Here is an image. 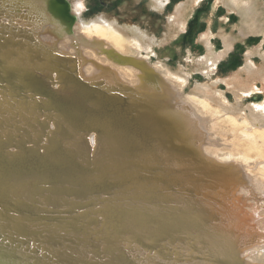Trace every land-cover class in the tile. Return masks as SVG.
Instances as JSON below:
<instances>
[{"label": "bare ground", "instance_id": "1", "mask_svg": "<svg viewBox=\"0 0 264 264\" xmlns=\"http://www.w3.org/2000/svg\"><path fill=\"white\" fill-rule=\"evenodd\" d=\"M69 1L24 0V5L31 6L29 16L33 12L41 13L45 25L54 27L43 29L53 36H38L45 25L34 22L36 35L32 37L26 34L25 44L33 42L40 45L45 54L52 55V58L40 56L44 52H36L32 46L23 50L21 48L25 44L21 43L20 48L11 43L9 38L20 36L18 32L12 31V26H7V31H10L8 36H0V82L6 83L4 87L0 86V90L7 98L14 95L15 100L23 103L21 109L33 114L36 121H45L52 129L56 128L62 139L58 142L56 152L48 148L41 153L45 157L39 156L40 147L34 152L24 148L20 161L15 162L1 157L6 152L0 154V209L7 213L1 203L5 196L20 198L22 202L33 199L24 195L27 187H19L21 182L33 177L40 182H53L55 186L50 188L52 192L65 193L63 198L58 195L55 199L61 203L62 211L67 215L66 220L62 217L58 221H68V225L84 229L85 232L87 226L79 221L94 222L97 227L91 228L103 232L106 247H102L98 253L95 251L98 256L92 254L90 257L84 253V248L88 247L85 246L76 251L80 255H73L72 258L70 255L73 253L66 247V237H59L60 248L49 250V247L44 246L49 253V257H46L43 253L37 255L33 246L27 252L28 248L23 247L26 244L21 246L23 243L19 242L21 240L18 237H5L0 240V264H50L49 261L54 264H102L109 261L116 264H264V232H254L257 237L249 230V237L246 233L247 220L240 217L239 210L242 208L238 205L245 204L233 201L237 194L235 190L243 181L242 178L248 175L256 192L264 194V103H244L246 91L250 87H258V82L262 83L261 91L264 92V0H216L218 4L212 15H216L221 4L228 13V19L236 15L239 24L230 32L224 27L219 30L222 50L212 42L215 34L211 27L208 33L201 36L206 54L194 64L205 73L208 81L203 84L198 82L194 94L184 96L183 101L179 95L185 92L187 81L193 76L189 69L191 64L186 67L180 65L177 70H172L163 61L151 64L149 56H143V52L154 53L159 39L153 31L151 33L132 21L123 25L118 18L110 19L101 14L90 20L88 27L84 25L86 29L83 26L84 29L79 30L80 22L82 25L85 21L81 20L82 13ZM195 1L184 0L177 6L166 37L187 29ZM170 2L148 0L150 7L158 12L164 11ZM69 10L72 13L75 10L76 18ZM76 20L74 35L76 37L79 34L82 37L79 40L89 48L75 43L73 37L65 39V44L58 48L54 41L63 40ZM261 37V45L246 54L243 67L228 79L213 77L221 62L235 51L237 41L245 43L257 41ZM43 42L55 44L49 46ZM8 44H13V49H8ZM48 47L51 49L46 51ZM96 51L103 57H97ZM63 52L74 58L54 55ZM88 54L91 57L85 56ZM20 58L27 60L29 68L16 62ZM257 58L262 61L260 66L257 65ZM85 59L109 66L117 74L113 71L102 73V70L99 73L95 64L88 65L94 69L87 71L84 69ZM98 59L107 61V65ZM77 60L82 62L77 63ZM34 66L48 74L49 79L44 81L38 71L32 69ZM57 81L61 87L54 84ZM221 82L234 94L235 104L220 90ZM29 92L40 98L26 96ZM46 109L56 111L57 125L45 120L43 116H47ZM205 133L206 137L210 134L220 143L225 142L231 147L217 148L216 143H211L212 147L209 148L203 147ZM96 134L103 136L102 147L98 152L97 147H94ZM84 141L87 145L83 144ZM203 149L214 157L211 160L213 165L201 161ZM93 151L96 154L106 152L94 159L96 154ZM28 160H31V166H27ZM39 160L50 163L54 173L64 175L51 177L46 168H41ZM106 164H109L110 169ZM213 166H217V169ZM253 166H256L257 172L252 171ZM105 169L109 170L105 172ZM152 172L155 174L151 175ZM13 174L20 179L16 183L11 179ZM245 190V186H240L238 193L244 194ZM33 191L35 193L34 188ZM47 197H34L37 203L45 206L44 210L38 209L39 218L45 216L43 213L50 212L46 205ZM77 197L79 201H76ZM102 199L106 201L97 207L88 206ZM247 205L246 208L252 210L251 216H254L255 203L253 206ZM15 206L20 207L18 204ZM256 207L260 208V205ZM97 211L101 213H95ZM243 212L247 211L243 208ZM29 213L33 215V212ZM57 214L49 213L51 216ZM259 216L264 217V213ZM18 221L22 224L11 223L10 228L18 235L33 236L29 243L35 242L37 238L30 231V225L24 222L30 220ZM7 224L0 225V229L7 227L8 230ZM259 224L264 230V219ZM249 244L258 245V248L255 247L256 254L249 252ZM38 248V251L45 250L43 247ZM52 251L53 255L50 254ZM99 256H105V259Z\"/></svg>", "mask_w": 264, "mask_h": 264}, {"label": "rangeland", "instance_id": "2", "mask_svg": "<svg viewBox=\"0 0 264 264\" xmlns=\"http://www.w3.org/2000/svg\"><path fill=\"white\" fill-rule=\"evenodd\" d=\"M69 2L71 3V6L76 7V10H78L79 13L80 12L82 13L81 16L83 17V19H81V20L85 21L82 23V25L80 22L79 30L84 29L85 26L88 27L90 20L98 17L101 14H105V15L109 16L110 19L118 18L119 21H121V23L123 25H125V23L132 21L135 24L142 25L146 30H149L151 33L154 32V34L157 35V39H159V45L154 47V49H155L154 53L150 52V53L146 54L145 52H143V56H145V55L149 56V61L151 62V64H156L158 61H163V62L168 63L169 67L172 70H177L180 65H184L186 67V65L191 64V67L189 69H190V71H192L193 76H191L188 79L186 89H184L185 92L179 95V97H181V100L184 98V96L194 94L193 90L196 88V85L198 82L203 84V83L208 81L207 77H205V73H203L199 69H197L196 65L194 64L197 61V59H199L200 57H202L206 54L204 43H203V41H201V36L208 33V30L211 27L212 32L215 34V37L212 38V42L214 44H216L220 50H222L223 49L222 40L220 39V37H218V34L220 32L219 30H221L224 27V28H228L229 29L228 32H230L231 30H233L235 28V25L239 24V18L236 15H232L230 17L231 20L228 19V16H227L228 13H227L225 7H223V5H221V4L218 5L219 11L216 13V15L215 16L212 15L214 13L213 11H214L215 5L218 4V2L216 0H196L193 4L192 8H191L192 11H191L190 17L188 18L187 29L185 31L179 32L178 34H176L172 37H166L167 29L171 23L172 18L174 17L177 6H179L182 2H184V0H171L169 5L167 6V8L161 12L153 10L149 5L148 0H70ZM24 3H25L24 0H20V1L19 0H17V1L16 0H0V36L1 35H3L4 37L8 36V33L10 31H7V29H9V27H7V26H10V27L12 26L13 27L12 31L18 32V34L20 36H18V37L12 36L11 38H9L10 42L15 43V46H19V47H20L21 43H23V44L27 43V41L25 40L26 34H28L32 37L34 35H36V33H34V30L36 27L34 22H39V23H41V25L46 24L45 19L41 13L36 14L35 12H33L32 16H29V13L31 11V6L24 5ZM21 5H23V6H21ZM69 11H70V14L72 16H75V18H76V15L74 14L75 10L73 11L74 13H72L71 10H69ZM11 14L13 15V19L11 18V16H12ZM77 20L71 26V31L66 33V35L63 37V40H57L56 39L54 41L57 44L58 48L61 47L63 44H65V42H66L65 39L72 38V37L74 38L73 41L75 43H79L80 45H82L83 47H85L87 49L89 48L88 46L83 45L82 41L79 40L82 38V37H80L79 34L76 36L78 38H76L74 35V33H76L75 26L77 25L76 24ZM11 23H12V25H11ZM3 27H6V29H4ZM47 27L50 29L54 28V27H52L51 24L45 25L38 32V36H45V35L46 36L47 35L53 36L47 30H43ZM86 27H85V29H86ZM2 31H4V32H2ZM237 32L238 31H236V33ZM76 40H78V41H76ZM262 40L263 39L261 37V38L257 39V41L251 40V41H246L245 43L242 41H237L235 51L231 53L229 58H227L226 60L221 62V65L218 67V70L215 71V73L213 74V77L216 79H221V80H225V79H228L229 77H231L235 72H237L241 67L244 66L246 54L249 51L259 47L261 45ZM54 42L53 43L52 42H46V43L43 42V43H45V45L48 44L49 46H54V44H55ZM28 43L29 44L22 45V48L21 47L20 48L25 50V48L32 46V49H34L36 52H44V48L40 47V45H38V44L35 45V44H33V42H28ZM51 44H53V45H51ZM92 45H95V43ZM13 47H14L13 44L7 45L8 49H13ZM21 49H19V50H21ZM48 49H51V47H48L45 50L48 51ZM77 49H79L78 46H77ZM95 54L98 55L97 57H100V56L103 57V55L102 54L100 55L97 51L95 52ZM44 55L46 57L52 58V55L47 56L45 54V52H44V54H42L40 56H44ZM54 55L61 57V58H68L69 57L67 52H63L61 54L60 53H54ZM17 56L23 57L20 55H17ZM85 56L91 57V56H89V54L85 55ZM69 58L72 59L74 57L70 56ZM99 60L103 64L105 63L104 65H107V61H102L101 59H98V61ZM16 62L20 63L22 66H26V67L28 66V65H26L27 60L25 58L16 59ZM80 62H82V61L77 60V63H80ZM93 62L94 61H92L91 59H85L84 69L87 71H91L94 68L93 67L91 68L88 65H91V64L94 65L95 64L94 67H95V69L100 70V71H98L99 73L102 71H103L102 73H104V72L108 73V72L113 71V73L115 75L117 74V71H115L111 67L101 66V65H98L96 62H94V63ZM118 63H119V61H118ZM261 63H262L261 59L257 58V65L260 66ZM36 67L37 66H34L32 69L38 71L39 76L43 77L44 81L46 79H49L48 74L43 73L42 69H40L38 67H37L38 68L37 69ZM28 68H29V66H28ZM90 68H91V70H88ZM2 76L5 77V75H2ZM50 82H52V81H50ZM54 84L61 87V84L58 81ZM5 85H6V83L0 82L1 87H4ZM262 88H263V85L261 82H258V87L248 88V90L246 91L247 98L245 97V101H244L245 105H248V104H251V105H256V104L260 105L261 104L262 105L264 103V92L261 91ZM220 90L223 91L224 93H226L229 96V99L232 101V103L235 104L236 98H235L233 93L228 91L227 85L224 82L220 83ZM1 92L2 91L0 90V115H1L0 116V154L2 152H6V153L8 152L7 154L4 153L5 155L2 154L1 157L6 158L8 160L12 159L13 162L20 161V156L23 154L22 151H24L23 150L24 148L30 149L29 150L30 152H34V151H37L38 147H40L41 149L38 152L40 157H45L44 153L43 154H41V153L43 151H46L48 148H51L52 151L56 152L57 147L59 146L58 142H60L62 140L60 138L61 135H60L59 131L56 128L54 129V127L52 129V127L47 125V123L45 121L39 122L38 119L36 121L33 118V114H29L28 111L26 112V110H22L21 108L23 106V103H21L18 100H15L14 95L13 96L9 95L7 98L6 94H4L3 92L1 93ZM250 94H252V95H250ZM26 96H28L30 98H37V97L40 98L39 95H37L33 92H29L28 94H26ZM2 99H4V100L6 99V100L4 101ZM179 100H180V98H179ZM39 102L41 103V101H39ZM177 105H179V104L177 103ZM36 110H39V109H36ZM45 112L47 113V116L46 115L43 116L46 118L45 120L46 121L48 120L51 123L54 122L53 124L57 125L58 122H57V119H55V112L56 111L53 109H46ZM49 114H52V115L49 116ZM64 124L66 125L67 122H65ZM206 135L207 134L205 133V137L203 139H204V141L205 140L206 141L204 143H202L203 147L204 146L206 148H209V146L212 147V145H210L211 143L212 144L216 143L217 146L215 145V147H217V148L227 147V146L231 147V145H225V142L220 143V141H218L217 138H213L210 134L207 137H206ZM102 138H103V136L101 134H96L95 140L97 142L94 141V143L96 144V145H94L95 149L97 147L96 152H98L99 149L102 147V141H101ZM84 139H85V137H84ZM34 142L37 144L35 145ZM83 144L87 145V142L84 141ZM33 149H35V150H33ZM88 150H89V148H88ZM96 152L93 151L94 154H96ZM104 152H106V151H103L102 153H104ZM206 152L207 151L205 149L202 150V153H204L205 156L203 155V158L201 159V161H203L205 163H209L210 165H213L211 163V160H213L214 157L209 155ZM45 154H46V152H45ZM101 154H96V155H94L93 158L94 159L99 158V156ZM86 159L88 160V157ZM214 160L217 161V159H214ZM38 163L41 165V168H43V169L46 168V172L47 173L49 172V175H51V177L53 175L56 177H60V176L64 175L62 173H54L52 168L49 166L50 163L45 164L44 162H42L40 160ZM224 164L225 163H221V165H224ZM230 164H233V162H231ZM27 166H31V160H28ZM106 166L110 169L109 164H106ZM97 167H99V165H97ZM213 167L217 169V166H213ZM109 169H105V172H107ZM240 171H242V170H240ZM252 171L257 172L256 166L252 167ZM51 172H52V174H51ZM95 172H100V171H94V173ZM126 172H122V173H126ZM216 172H218V171H216ZM154 174L155 173L152 172L151 175H154ZM14 175L15 174L12 175L11 179L13 180V183H16L20 179H19V177H16V175L15 176ZM261 175L262 174H260V176ZM242 179H243V181L239 184V187L234 192L235 194L236 193L237 194L235 196L233 195L235 197V198H233V201H235V202L240 201V203L245 204V205L238 204L242 208V210H239V212H241L240 217L246 218L245 220H247L246 221V223H247L246 233L250 237V233L248 232L249 230L253 231V234H255V235H257L256 233L264 232V230L262 229V227L259 224L260 220L264 219L263 216H259L262 213H264V194L256 192L255 186L253 185L252 180H250L251 177L249 175H248V177H243ZM41 182L39 180H36V177H33L32 179H28L24 182H21L19 185V187H22V186L27 187L26 190L24 191V193H25L24 195L25 196H31V197H33V199H26L25 202H22L23 200H20V198H13L12 196H9V197L5 196L4 197L5 200L1 201V203L4 205V206H2V208L6 209L7 213L4 210L2 211L0 209V225L4 226L6 223H8L6 225V226H8V230H7V227L0 229V240H2L5 237H9L12 239H17V237H18V240L19 239L21 240L19 242L23 243L22 245L20 244L21 246L26 244V246H23V247L28 248V249H26L27 252H29V249H32L34 247L33 249L37 252V255L41 256L43 253V255H45L46 257H49V253H48V251H46L48 249L45 248L44 246L49 247V250H51L52 248L58 249V248H60L59 244L61 243V240L59 237H61V238L66 237L65 238V242L67 243L66 247L69 248L70 251L73 253L70 255V257L74 258V256H76L78 254L80 255V253H77L76 251L79 248L83 249L85 246H88V247L91 246L90 248L92 250L90 248H89V250H87L88 247H85L84 253H88L90 257L92 256V254L98 256L99 254H97L98 253L97 251L102 249V247L103 248L106 247L105 242H107V241H106V238L102 237L104 235L103 232H101L99 230L94 231L91 228L92 226L97 227V225L94 222L88 223V222L83 221V220L79 221V223H84V225L87 226L86 227L87 232H91V234H88L87 232H85L84 229H81L79 227L74 228L71 225H68L69 222L65 221L66 220L65 217H67V215L66 216L64 215V214H66V212L62 211L61 203L59 201L55 200L56 196H58V195H61L60 197L63 198L65 193L59 194L56 191L52 192V189H50V188L52 186H55V183H53V182H51V183H49L47 181H41ZM36 183H37V185H36ZM39 183H41V184H39ZM29 184L34 185V186L32 187ZM240 186H245L246 190H245L244 194L238 193V189L240 188ZM30 187H32V188H30ZM35 187H38V188L35 189ZM40 187H41V189H40ZM33 188L35 190V193H33L34 192ZM40 190L42 192H40ZM26 191H28V192L26 193ZM239 191H241V190H239ZM239 194H240V196H239ZM40 195L48 196L47 197L48 203L46 205L48 206V209L50 211V212L43 213V214H45V216L41 217V218H39V216H40L39 212L41 210H44L45 206L40 205L39 203L36 202V200H34V197L39 198ZM241 195H243V196H241ZM7 199H10V200H7ZM17 199H19L18 201H20L21 204L16 201ZM76 201H79V197L76 198ZM104 201H106V200L105 199L97 200V202L95 200V201H93L92 204H90L88 206L89 207H97L99 205V203L104 202ZM15 202L20 206L19 208H17L15 206V205H17ZM254 203H255V207L253 209L256 211V212L254 211L256 214H254V216L253 215L251 216L252 210H250L249 208H246V207L248 206L247 204H252V206H253ZM257 205H260V208H257L256 207ZM243 208L247 212H243ZM79 209H81V208H79ZM28 210L33 212V215H30ZM51 212L58 213V214L51 216V215H49V213H51ZM60 212H63V213H60ZM95 213L100 214L101 211H97ZM3 216L5 217V219H3ZM62 217L65 218V220L59 222L58 220H60ZM254 217L257 218L256 221H255ZM27 218L30 221H24V222L28 223V225H30L29 226L30 231H32L34 237L37 238V240L35 242L29 243V241H30L29 239L32 238L33 236H27L26 237V235H24V234L18 235L14 229L10 228V226H12V224H16V225L22 224V222L18 221V219H27ZM90 219H93V217H90ZM40 220L43 221L44 223L40 224V222H41ZM101 223L104 224V222H101ZM65 224H67V225H65ZM42 225H44V226L42 227ZM6 231H8V233ZM60 231H62V232H60ZM70 232H71V234H70ZM254 232H256V233H254ZM20 236H21V238H20ZM23 236H25V237H23ZM78 236H81V237H78ZM257 237H258V235H257ZM78 238H80V240ZM87 239H90L93 241H87ZM247 239H249V238H247ZM99 241H102L103 243L98 245L97 242H99ZM249 241H251V239H249ZM5 242L9 243L6 240H5ZM69 242L71 245L69 244ZM73 242H74V244H72ZM80 242H81V244H79ZM88 242H89L90 246L88 245ZM251 242H253V241H251ZM33 243L35 245H33ZM28 244H32V245H28ZM52 244H53V246H52ZM83 244H85V245H83ZM258 245L263 246L262 243H259ZM258 245L249 244V246L247 248H251V250H249V252L253 251L251 253L256 254L255 253V247L258 248ZM262 246H260V247H262ZM38 247H43V248H45V250L43 252L38 251V249H39ZM95 251L97 253H95ZM53 253H54V251H52L50 254L53 255ZM246 253H247V251H246ZM99 257L101 259H105V256H99ZM49 262H50V264H54L52 261H49ZM113 262L114 261H109V262H105L102 264H116L115 262L114 263ZM156 264H163V263L156 262Z\"/></svg>", "mask_w": 264, "mask_h": 264}]
</instances>
